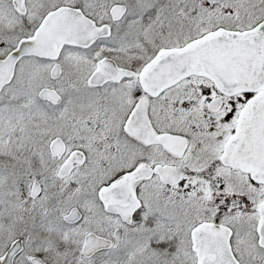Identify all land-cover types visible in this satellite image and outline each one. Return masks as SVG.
I'll list each match as a JSON object with an SVG mask.
<instances>
[{"label":"snow or ice","instance_id":"1","mask_svg":"<svg viewBox=\"0 0 264 264\" xmlns=\"http://www.w3.org/2000/svg\"><path fill=\"white\" fill-rule=\"evenodd\" d=\"M0 264H264V0H0Z\"/></svg>","mask_w":264,"mask_h":264}]
</instances>
